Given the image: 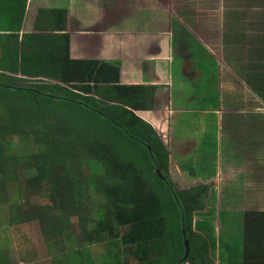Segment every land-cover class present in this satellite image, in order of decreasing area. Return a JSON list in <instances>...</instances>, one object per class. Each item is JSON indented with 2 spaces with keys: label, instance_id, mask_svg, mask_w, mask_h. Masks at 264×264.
I'll return each instance as SVG.
<instances>
[{
  "label": "trees",
  "instance_id": "trees-1",
  "mask_svg": "<svg viewBox=\"0 0 264 264\" xmlns=\"http://www.w3.org/2000/svg\"><path fill=\"white\" fill-rule=\"evenodd\" d=\"M21 2L15 12L6 5L18 31L26 11ZM65 13L42 10L38 18L51 24L57 15L53 30L62 32ZM7 37L0 57L7 81L0 80V203L10 206L8 223L38 221L48 248L64 254L60 264H213L207 237L193 225L209 187L179 190L172 183L169 150L138 114L154 107L156 87L122 84L120 63L72 59L69 34ZM14 134L32 135L39 152L11 153L7 137ZM22 169L33 172L24 187ZM12 184L15 200L26 189L45 201L20 209L8 200ZM92 188L103 201L89 198ZM245 224L244 262L264 264V211L245 213ZM74 230L84 247L74 246ZM96 243L104 245L101 258L84 249Z\"/></svg>",
  "mask_w": 264,
  "mask_h": 264
},
{
  "label": "crops",
  "instance_id": "crops-1",
  "mask_svg": "<svg viewBox=\"0 0 264 264\" xmlns=\"http://www.w3.org/2000/svg\"><path fill=\"white\" fill-rule=\"evenodd\" d=\"M21 1L0 0V57L3 35L66 33L72 59L117 62L122 84L155 86L154 107L138 114L166 146L175 143L167 148L176 187H209L194 229L207 237L213 264H245V213L264 211V9L243 8L245 21L223 22V38L211 44L189 33L172 0H26L18 31L6 5L15 12ZM60 8L64 31L53 30L57 15L52 27L39 21L42 10Z\"/></svg>",
  "mask_w": 264,
  "mask_h": 264
},
{
  "label": "rangeland",
  "instance_id": "rangeland-1",
  "mask_svg": "<svg viewBox=\"0 0 264 264\" xmlns=\"http://www.w3.org/2000/svg\"><path fill=\"white\" fill-rule=\"evenodd\" d=\"M172 2L173 5L167 2V6L169 8L172 7L174 10L176 9L175 7L178 8L176 12L179 17L183 18L185 24H183V26L189 30V33L196 35V37H202L210 43H213L215 40L218 41V38L222 37L223 22L233 25L236 22L245 21L243 13L238 17V14L243 8L253 7L256 9H264V0H172ZM187 30L182 29V31H180V29H178L177 31L175 30V32L183 34L182 32H188ZM199 43L204 48L202 42ZM216 48L220 49L219 46ZM206 49L208 51V48ZM201 64H203L202 60ZM176 65L177 64L173 65V78L175 80L177 76L180 79V74H178L175 69ZM210 67L211 66H208V68ZM0 80L7 82L6 78L1 75ZM10 92L11 91L6 90L5 94L9 93L7 95H10ZM0 93H2V90H0ZM193 96L195 95L193 94ZM142 116L145 117L144 114H142ZM160 136L163 140L165 139V136L162 135L161 132ZM7 138L14 143L11 153L28 155L38 153L40 150L39 146L34 142L32 135L14 134L13 136L9 135ZM167 146L169 148L172 147V150L175 149V143L170 140L167 142ZM169 170L172 183H174L175 186L178 185V188H182L181 180L176 178V173L174 172L175 167L170 166ZM32 173V171L27 169H22V171H20L19 184L22 187H24L25 179L30 177ZM13 184L12 186L10 185L11 187L9 186L8 200L16 201L20 205V209H28L45 201L42 196L37 194L33 195L32 192H30L32 194H29L26 189L23 191L20 198L15 200L17 197V187ZM89 198L95 201V203L103 201L100 193L96 192L94 188L90 190ZM9 207L7 203H0V263L25 264V261H28L30 262L29 264H60L61 260L64 258V254L56 249L50 250L48 248V244L41 231L40 223L38 221H30L10 225L8 223L10 217ZM73 226L75 229L77 228V221L75 219H73ZM74 234L76 236L74 246L84 247L86 244L79 239L78 230H74ZM67 244L71 245L70 242H67ZM84 249L98 258H101L105 253L103 243L85 246ZM128 261L129 263L133 262V258L130 256Z\"/></svg>",
  "mask_w": 264,
  "mask_h": 264
},
{
  "label": "water",
  "instance_id": "water-1",
  "mask_svg": "<svg viewBox=\"0 0 264 264\" xmlns=\"http://www.w3.org/2000/svg\"><path fill=\"white\" fill-rule=\"evenodd\" d=\"M188 251H189V247H187L186 249V256L188 255Z\"/></svg>",
  "mask_w": 264,
  "mask_h": 264
}]
</instances>
